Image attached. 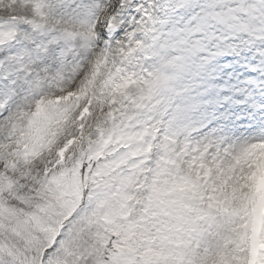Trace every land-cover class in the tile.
<instances>
[{"label": "snow or ice", "instance_id": "6c2138e0", "mask_svg": "<svg viewBox=\"0 0 264 264\" xmlns=\"http://www.w3.org/2000/svg\"><path fill=\"white\" fill-rule=\"evenodd\" d=\"M16 3L0 19V264H35L25 227L38 264H247L264 0Z\"/></svg>", "mask_w": 264, "mask_h": 264}, {"label": "rangeland", "instance_id": "374dc122", "mask_svg": "<svg viewBox=\"0 0 264 264\" xmlns=\"http://www.w3.org/2000/svg\"><path fill=\"white\" fill-rule=\"evenodd\" d=\"M24 232L28 236L29 239L34 241V244H33V253H34L33 259H34L35 258V252H36V249L38 247L37 245H39L40 242L42 240H44V237L43 236H37L35 234V232L31 228H28V227L24 228ZM207 264H212V258H209V260L207 261Z\"/></svg>", "mask_w": 264, "mask_h": 264}, {"label": "bare ground", "instance_id": "6f19581e", "mask_svg": "<svg viewBox=\"0 0 264 264\" xmlns=\"http://www.w3.org/2000/svg\"><path fill=\"white\" fill-rule=\"evenodd\" d=\"M237 134H239V132Z\"/></svg>", "mask_w": 264, "mask_h": 264}]
</instances>
